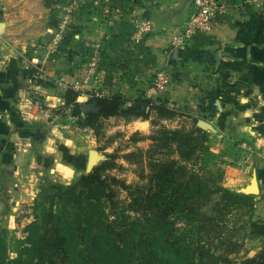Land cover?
<instances>
[{"label": "crops", "instance_id": "obj_1", "mask_svg": "<svg viewBox=\"0 0 264 264\" xmlns=\"http://www.w3.org/2000/svg\"><path fill=\"white\" fill-rule=\"evenodd\" d=\"M222 1L226 13L211 35L175 49L170 37L184 26L193 0H0V227L27 220L35 181L67 182L85 163L93 138L88 126L74 123L79 116L66 104V90L77 93L80 106L97 94L136 104L149 97L157 69L171 78L158 101L187 108L202 130L244 141L261 156L250 174L247 165L236 167L228 180L246 193H264V7ZM57 4H75L77 18L72 34L51 49ZM103 6L120 13L104 16ZM146 18L152 31L135 43L131 20ZM95 41L104 46L102 79L85 81L83 43Z\"/></svg>", "mask_w": 264, "mask_h": 264}, {"label": "rangeland", "instance_id": "obj_2", "mask_svg": "<svg viewBox=\"0 0 264 264\" xmlns=\"http://www.w3.org/2000/svg\"><path fill=\"white\" fill-rule=\"evenodd\" d=\"M257 2L264 7V0ZM146 99H151L154 105L160 103L158 97ZM162 106L158 111L149 110L147 106L125 101L118 114L92 119H86V113L80 112L74 123L77 128H90L93 138L90 150L95 153L91 169L86 171L88 154L85 153L84 165L79 166L80 171L75 170L69 181L58 182L52 178L47 182L35 181L37 193L29 206L27 220L11 230L0 227L6 258L18 256L26 236L25 227L34 220L33 205L40 189H47L50 182L70 185L92 170L104 180L109 199L118 202L119 210L131 218L162 222L155 235L160 237L166 233L176 237L194 259L205 252L207 256H221L243 264L246 258L256 256L264 247V193H246L229 185L228 177L234 168L246 165L250 174L261 156L254 149L243 147L244 141L240 143L202 130L187 108L165 102ZM136 120H143L145 124H137ZM207 145L214 157L205 161L202 147ZM205 164L211 174L204 171ZM219 169L223 172L220 179ZM210 178L216 179V187L248 194V202L224 194L206 181ZM190 185L193 196L180 205L179 198L188 193ZM50 201L49 196L43 201L46 208ZM105 210L110 212L108 208ZM53 261L54 264L71 263L67 256L60 254Z\"/></svg>", "mask_w": 264, "mask_h": 264}, {"label": "trees", "instance_id": "obj_3", "mask_svg": "<svg viewBox=\"0 0 264 264\" xmlns=\"http://www.w3.org/2000/svg\"><path fill=\"white\" fill-rule=\"evenodd\" d=\"M76 95V92L67 89L65 101L66 104H73L72 113L79 116L80 105L74 102ZM86 102L92 106V111L87 112L85 118L92 119L118 114L123 99L114 95H91ZM134 102L147 106L149 110L158 111L163 107V102L158 101L160 103L154 105L151 99L146 98H138ZM202 149L205 161L214 157L209 145ZM204 171L211 174L208 164L204 165ZM222 174L219 169V179ZM206 181L224 194L239 197L243 203L248 202V194L216 187V179ZM191 185L188 193L179 198L180 205L184 204V199L192 198ZM48 196L51 201L46 208L43 201ZM109 196L104 180L95 170L80 175L67 186L50 182L47 189H40L37 194V199H42H36L33 205L34 220L25 227L26 236L16 258H6L0 234V264H49L59 254L67 256L70 264H236L225 257L207 256L205 252L194 259L186 245L176 237L166 233L160 237L155 235L162 222L131 218L119 210L118 202L112 201ZM106 208L110 212H106ZM37 209L40 211L36 212ZM243 264H264V247L256 256L246 258Z\"/></svg>", "mask_w": 264, "mask_h": 264}, {"label": "built area", "instance_id": "obj_4", "mask_svg": "<svg viewBox=\"0 0 264 264\" xmlns=\"http://www.w3.org/2000/svg\"><path fill=\"white\" fill-rule=\"evenodd\" d=\"M227 3L219 0H193L192 10L180 31L170 37V44L175 49H184L196 38L209 37L217 21L226 13ZM58 14V22L51 33L50 48H58L68 34H72L74 21L77 18V8L75 4L55 6ZM101 13L104 16H113L120 13V8L114 6H103ZM133 42L142 41L152 31V21L150 19H132ZM84 46H89V55L84 64L85 81L99 82L102 79L101 56L103 44L100 41L84 42ZM170 75L165 69H157L153 72L147 92L150 97H156L168 91L170 86ZM98 95V94H97ZM242 146L249 147L242 143Z\"/></svg>", "mask_w": 264, "mask_h": 264}, {"label": "water", "instance_id": "obj_5", "mask_svg": "<svg viewBox=\"0 0 264 264\" xmlns=\"http://www.w3.org/2000/svg\"><path fill=\"white\" fill-rule=\"evenodd\" d=\"M80 108L83 113L92 111V106L88 104H81ZM94 160H95V153L92 150H89L87 156L86 171H89L91 169Z\"/></svg>", "mask_w": 264, "mask_h": 264}]
</instances>
